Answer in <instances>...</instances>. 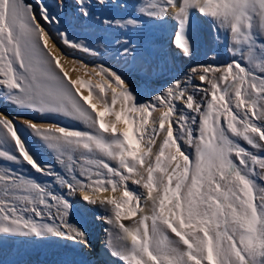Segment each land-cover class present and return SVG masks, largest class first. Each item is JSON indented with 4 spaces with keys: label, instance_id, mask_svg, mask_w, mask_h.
I'll return each mask as SVG.
<instances>
[{
    "label": "snow or ice",
    "instance_id": "1",
    "mask_svg": "<svg viewBox=\"0 0 264 264\" xmlns=\"http://www.w3.org/2000/svg\"><path fill=\"white\" fill-rule=\"evenodd\" d=\"M36 4L0 0V104L15 110H0V239L90 247L75 219L80 204L103 211L96 220L111 264H264V0H74L76 21L105 29L171 21V46L185 58L198 20L210 26L231 58L194 64L155 92L111 65L75 58L83 75L73 79L62 63L69 54L47 29L63 18ZM56 7L63 12L65 0ZM57 35L98 55L66 28ZM117 43L125 64L136 60L132 41ZM61 116L86 129L48 122ZM25 132L56 153L63 174L40 160Z\"/></svg>",
    "mask_w": 264,
    "mask_h": 264
},
{
    "label": "rangeland",
    "instance_id": "2",
    "mask_svg": "<svg viewBox=\"0 0 264 264\" xmlns=\"http://www.w3.org/2000/svg\"><path fill=\"white\" fill-rule=\"evenodd\" d=\"M43 2L49 7L50 12L53 14H58L63 18L62 25L55 26L50 25L47 26V29L50 31V33L55 37L57 41V46L63 51L68 53L69 59L75 58L77 61H81V59L86 58V60L89 61V57L91 58V55L89 53H84L80 50L72 49L62 43V40L57 35V28L59 30L67 29L69 33V37L72 40H78L81 41L82 37H86L89 34V25L91 22H78L76 19L72 16L71 8L69 7L74 3V0H65V9L63 12H61L56 7V0H43ZM26 3L32 4L34 9L38 11V7L36 4V0H26ZM43 24V21H41ZM172 22L169 21V24ZM198 35H199V44L200 47H205V38L207 36V31L210 30V26H206L207 24L203 23L202 21L198 20ZM200 28V29H199ZM88 29V30H87ZM88 31V32H86ZM157 31L159 30V25L156 22H148L144 29L139 31V34H145L146 36H154ZM85 32V33H84ZM137 31L132 30V34H135ZM87 34V35H86ZM86 35V36H85ZM171 39L172 35L169 37V41L167 43V47L165 51L171 50L170 52L173 53V57L171 58V61H169L167 66H164L162 63L153 62V59L150 61L147 60V63L145 66L151 64L153 65L154 71L146 77H144L146 74L143 71H137V68H128L123 69L125 75L128 77V80L132 82V85L134 87H137L139 89H149L153 92L158 91L162 89L163 87L167 86V83L171 80L174 74H176L177 67H180V63L185 60V57H181L180 55L176 54L174 48L171 46ZM215 45V44H214ZM224 43H219L216 41V45L214 46L215 50H212L209 56L206 57L205 55L199 59V61H193L190 64H201V63H217V64H224L226 63L231 57L230 55L225 52L222 53V50L225 49ZM85 54V57H82L81 55ZM114 56V54L112 55ZM213 56L215 57V60H213ZM97 57H102L103 59L98 60L97 58L94 59L95 61H89L91 63V66H95L97 64H105V65H111L114 69L120 70V65H117L116 60L108 59L104 55H97ZM174 59V60H173ZM188 64V63H187ZM183 65L182 72H184V68L186 65ZM176 65V66H175ZM170 66L175 69H173V73L170 72ZM170 72V73H169ZM182 72L179 73V77H182ZM163 86V87H162ZM0 110H6L13 115H15V110L11 106H6L3 104H0ZM38 114L36 113H30L29 118L32 116H36ZM58 117H52L48 122H58ZM62 124V123H60ZM25 138L29 140L31 143L34 151L39 156L40 160L44 163H48L53 165L56 171L61 172L63 174L62 167L57 163L56 160V153L50 152V149L46 150L47 147L44 146V144L39 141L38 139H34L36 137H33L30 135V133L25 132ZM46 147V148H45ZM17 167L18 171H26V168H19ZM29 175L34 176L39 182L41 183H51L53 185V189L57 192L61 191L59 189V186L55 184L54 179L51 177H45L41 174L35 173L34 170L31 172H28ZM135 188L136 186H131ZM142 191V189H141ZM79 207V204L74 206V212H75V219L80 221L81 224L85 228L90 229H96L93 235H90V242L93 241V245L95 246L93 248V245L87 248H80L72 245L71 243L60 241V242H46L41 244H33V243H22L20 239H0V264H60L59 261H54L56 258L60 259L61 261H65V264H68L69 262L73 261V264H110V259H106L101 257L98 254L97 248L103 247V242L105 238V232L104 228L105 225L99 224V222L96 219L97 216L103 214V211L100 209H96L97 211L86 212L82 211ZM94 217V218H93ZM93 218V219H92ZM93 222V223H92ZM90 225V226H89ZM95 237V238H94ZM99 238V239H98ZM30 255H38L37 260H30ZM46 256V257H45ZM60 256V257H59Z\"/></svg>",
    "mask_w": 264,
    "mask_h": 264
},
{
    "label": "bare ground",
    "instance_id": "3",
    "mask_svg": "<svg viewBox=\"0 0 264 264\" xmlns=\"http://www.w3.org/2000/svg\"><path fill=\"white\" fill-rule=\"evenodd\" d=\"M127 2L130 5H137L138 3L142 2V0H127ZM127 12H129V13L134 12V8L133 7L128 8ZM124 14H125L124 12L109 13V15L116 16L117 18H119L120 16H123ZM90 22H91V24L89 25V28H88L89 30L87 29L89 31V34H88V36H86L87 35L86 34L85 35L86 37H82L81 41L84 42L90 48L96 50L98 52V55H104V57L106 56L108 59L116 60L117 65H120V71H124L123 69H125V68L126 69L131 68V67L138 68L141 64L146 65V63H147L146 59H149L150 61L153 59V62H156V63L160 62L164 66H167L169 61H171V58L173 57V53L170 52L171 50L165 51V49L167 47V43L169 41V37L172 35V23L169 24V22H168L165 24H160V23L156 22L159 25L160 31H157L156 34H154V36H152V35L148 36L149 34L146 36L145 34H143V35L139 34V32L132 34V30H122V29L115 28V27L105 29L103 26L98 24L95 20L90 21ZM206 26L208 27L209 25H206ZM88 31H86V32H88ZM207 36H208V38L207 37L205 38V47H203V46L200 47V44L202 42L199 44V40H200L199 35L197 36V45L194 49L192 57L185 58V60L182 61V63H180V67H177L176 74H174L175 76L179 77V73L182 72L183 65L188 63L186 65V67L184 68V72H182V77H183V74L188 71L190 66H192L190 64L191 62L199 61V59L202 58L204 55L206 57H208L209 56L208 54H210L212 52V50H215L214 46L216 45V40L214 38V33L212 32L211 28L209 31H207ZM124 39H128V40L132 41V45L135 47V51H134L133 55L136 57V60L132 61L131 57H129L127 64L124 63L123 58H121L119 56L118 51H117L118 49L121 48V45L119 43H117V41L118 40L122 41ZM201 40H202V38H201ZM225 52H227L226 47L224 50H222V53H225ZM113 54H114V56H112ZM81 56L85 57V54H82ZM88 57H89V61L93 60L95 62H96V60H94V59H96V58L98 60L103 59L102 57H97V55H95V56L91 55V58H90V56H88ZM67 59L69 62L65 63L64 61H62V63H64L65 68L68 69L72 78L73 79L76 78L77 75H83L82 73H77V72L73 71V68L76 67V65H73L71 63L72 59H69V58H67ZM81 61L84 62L85 64H87L90 68L92 67L91 63H89V61L86 60V58L81 59ZM169 69H170V72H172L173 69H175V68H173V66L172 67L170 66ZM144 75H145L144 77L147 76V74H144ZM84 78L87 79L88 77H84ZM85 94H87L86 91H85ZM57 119H58L59 123H62L63 125H66L70 128H76L79 130H85L86 129V126L79 121H75V120H72L70 118L62 117V116L58 117ZM34 139H38V138H34ZM48 149L49 148H47L46 150H48ZM50 152H51V149H50ZM79 207L82 211H86V212L87 211L90 212V210H92L93 212L97 211L96 209L95 210H93V209L86 210L85 207L83 205H80V204H79ZM82 224H84V223H82ZM86 230L88 231L89 236L93 235L94 232L96 231V229H90V227L86 228ZM89 239H90V237H89ZM103 239H105V238H103ZM90 244L93 245V241H91ZM94 247L95 246L93 245V248ZM97 251L101 257L106 258V259H110V264H111L112 258L105 254L103 247H101L100 249L97 248ZM30 257H31L30 260H37L38 259V255H35V256L30 255ZM54 261H59L60 264H65V261H61L58 258H56V260H54ZM68 264H73V261L69 262Z\"/></svg>",
    "mask_w": 264,
    "mask_h": 264
}]
</instances>
